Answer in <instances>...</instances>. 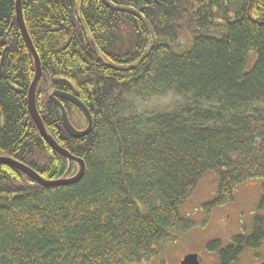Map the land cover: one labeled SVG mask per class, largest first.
Instances as JSON below:
<instances>
[{
	"label": "trees",
	"instance_id": "1",
	"mask_svg": "<svg viewBox=\"0 0 264 264\" xmlns=\"http://www.w3.org/2000/svg\"><path fill=\"white\" fill-rule=\"evenodd\" d=\"M108 1L136 9L153 28L148 55L128 70L112 66L129 67L152 40L132 12L101 0H21L41 63L36 109L47 132L81 157L86 171L74 185L42 186L0 164V264L148 259L168 231L193 226L180 206L206 173L216 190L201 205L205 214L254 178L264 205V0ZM181 33L190 36L185 52L172 47ZM1 59L0 155L46 179L73 174L77 163L69 167L46 143L28 111L34 62L15 0H0ZM54 91L87 107L86 135L67 133L51 97L75 128H86L87 120ZM254 223L251 235H235L233 243H259L264 231ZM219 245L207 243L222 254L233 249Z\"/></svg>",
	"mask_w": 264,
	"mask_h": 264
},
{
	"label": "rangeland",
	"instance_id": "2",
	"mask_svg": "<svg viewBox=\"0 0 264 264\" xmlns=\"http://www.w3.org/2000/svg\"><path fill=\"white\" fill-rule=\"evenodd\" d=\"M190 42V36L186 33H181L172 47L177 52H185ZM252 57L250 56L249 59ZM249 63H247V67L251 66ZM34 73L35 71L33 72V77ZM32 79L29 86L33 81ZM169 100H172V97L169 96L165 102H169ZM73 174L68 175L71 176ZM215 190L216 181L213 174H204L196 188L180 206V212L183 215L193 214V217H191L193 226L186 231H168L164 238H161L153 245L157 250L155 255L149 259H142L131 264H176L187 253L201 254L203 260L206 261L210 256L216 255V250H211L207 247L208 241L213 238H221L227 243L231 239L232 242V237L238 229L241 230V233L248 235L257 224L254 223L255 219L260 222L258 225L264 228V205H260L262 190L259 179L254 178L238 185L234 199L231 202L218 206L209 214H205L201 210V205L214 195ZM262 252H264V241L262 242ZM250 255L251 249H245L242 259H248Z\"/></svg>",
	"mask_w": 264,
	"mask_h": 264
},
{
	"label": "water",
	"instance_id": "3",
	"mask_svg": "<svg viewBox=\"0 0 264 264\" xmlns=\"http://www.w3.org/2000/svg\"><path fill=\"white\" fill-rule=\"evenodd\" d=\"M101 1L107 7L111 8V9L121 10V11L126 10V11L132 12L137 18H139L141 21H143L145 23V25L148 27L149 31L152 34L151 45L143 52V54L137 59V61L135 63H133L129 67L121 68V69L110 65L113 68L118 69V70L131 69V68L135 67L136 65H138L148 55V53L151 49L152 43L154 42V33H153V29L151 27V24L139 11H137L136 9H134L132 7L114 4V3L109 2L108 0H101ZM15 11H16L17 22L19 23V26L21 28L23 35H24V38L26 40L27 45H29V50L32 54L33 62H34L35 73H34L33 81L31 83V85L29 86V90H28L29 106H31V108L33 110L32 118L35 121L36 126L39 129L40 134L43 137V139L46 141V143L53 150L57 151L60 155L65 157L68 160L69 164H71L72 161H75L76 163H78V170L72 176H67V173H65L63 177H60L57 179H46V178L42 177L41 175H39L32 168L26 166L25 164H23L21 162L15 161L13 158H11L9 156H1L0 155V164H7V165H11V166L17 168L18 170L24 172L32 180L36 181L37 183H39L43 186L74 185V184L78 183L83 178V176L85 175L86 163L82 158L71 154L66 148L62 147L47 132L42 121L36 122V119L39 116L37 115V113L34 109V99H35L36 84L41 77L40 59H39V56H38L32 42H31V39L29 38V35H28L26 27H25L24 19H23V16L21 14V0H15ZM52 95H55L57 97H62L64 99L74 103L75 105H77L79 108L82 109V111H83V113L87 119V126L84 129H76L74 126H72V124L68 120L66 110L63 107V105L61 104V102H59L57 99L54 100L55 104L60 109L61 120H62L63 126H64L65 130L67 131V133L74 138H79V137L86 135L91 130V126H92L91 114L88 111L87 107L78 98H76L72 94H69V93H66L63 91H54ZM180 264H198L197 254H191V253L186 254L183 257V259L181 260Z\"/></svg>",
	"mask_w": 264,
	"mask_h": 264
},
{
	"label": "flooded vegetation",
	"instance_id": "4",
	"mask_svg": "<svg viewBox=\"0 0 264 264\" xmlns=\"http://www.w3.org/2000/svg\"><path fill=\"white\" fill-rule=\"evenodd\" d=\"M238 246L243 248L238 249ZM245 249H251V255L248 259L243 260L242 255ZM182 258L183 256L176 264H179ZM198 264H264V252H262V244L259 243L246 246L236 244L231 251H226L224 254L222 251H216V255L210 256L206 261L203 260L201 254H198Z\"/></svg>",
	"mask_w": 264,
	"mask_h": 264
},
{
	"label": "bare ground",
	"instance_id": "5",
	"mask_svg": "<svg viewBox=\"0 0 264 264\" xmlns=\"http://www.w3.org/2000/svg\"><path fill=\"white\" fill-rule=\"evenodd\" d=\"M128 7V6H127ZM21 14H22V10H21ZM15 15H16V11H15ZM17 20V19H16ZM18 25H19V23H18ZM82 26V30H84V26L83 25H81ZM20 27V26H19ZM21 29V28H20ZM27 30V29H26ZM28 33V32H27ZM150 35V34H149ZM30 38V37H29ZM26 41V40H25ZM32 42V41H31ZM150 43V42H149ZM27 44V43H26ZM28 46V49H29V45H27ZM30 51V50H29ZM143 54V53H142ZM135 62V61H134ZM1 65H2V59H1V63H0V71H1ZM33 80V79H32ZM28 90H29V87H28ZM53 93V92H52ZM51 95V94H50ZM52 99H53V101L56 99V97H51ZM55 102V101H54ZM27 106H28V111H29V113H30V116H31V118H32V113H33V110H32V108H31V106H29V101H28V91H27ZM79 108V107H78ZM34 109H35V111H36V113H37V115L39 116L40 114L38 113V111H37V109H36V105H35V99H34ZM81 109V108H80ZM60 110V109H59ZM85 116V115H84ZM32 120H33V118H32ZM39 121H42L41 120V118H40V116L36 119V122H39ZM33 122L35 123V121L33 120ZM43 123V122H42ZM35 125H36V123H35ZM86 127V126H85ZM40 133V132H39ZM59 154V153H58ZM16 161V160H15ZM28 166V165H27ZM22 172V171H21ZM24 173V172H23ZM74 175V174H73ZM48 179V178H47ZM39 184V183H38ZM41 185V184H40ZM43 186V185H42Z\"/></svg>",
	"mask_w": 264,
	"mask_h": 264
}]
</instances>
